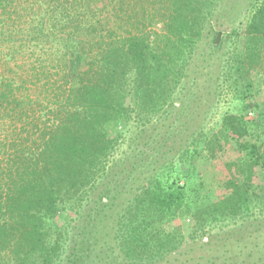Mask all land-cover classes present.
<instances>
[{"label":"trees","instance_id":"1","mask_svg":"<svg viewBox=\"0 0 264 264\" xmlns=\"http://www.w3.org/2000/svg\"><path fill=\"white\" fill-rule=\"evenodd\" d=\"M5 43L0 264H264V0H0Z\"/></svg>","mask_w":264,"mask_h":264},{"label":"rangeland","instance_id":"2","mask_svg":"<svg viewBox=\"0 0 264 264\" xmlns=\"http://www.w3.org/2000/svg\"><path fill=\"white\" fill-rule=\"evenodd\" d=\"M221 38H223V36L221 34H219V38H218L217 42H219L221 40ZM12 45L13 44H11V43L2 44L1 47H0V53L3 54V53H6V52L7 53L10 52L8 50L9 48L14 49V51H18L19 50V47H20L19 44H15L14 46H12ZM23 46H24V44H23ZM22 51L23 52L20 51L21 54H19V55L16 54L15 58H14V61H11L8 65H4L3 66V64H6V63L4 62L5 59H2V62L0 63V73H3V71H4V74L6 76H10L9 75V69H11L14 72H17V74H19L20 77H27L28 74H26V72L30 68V65L32 63L31 61L33 60V58H35L34 56H37L39 54L37 52L38 51L37 49H31V48L26 49V48H23ZM24 53H26V54L24 55ZM31 53L33 54V58L32 59L29 58V55H31ZM15 64H17L18 66H22V69L16 70ZM263 86H264V80H263V83L260 84V86H259V91H260V89H262V91L259 92L258 98L255 99V101H257V102L259 101V99L261 97H264V90H263L264 87ZM31 91H34V88H32ZM32 93L34 94V92H32ZM232 98H233V95H231L230 93H227V92L223 93L220 96L219 105H218V108L216 110V113H215L214 117L206 125V130L208 132H216L217 129L219 128V121H220L221 117L224 114H226V113L233 112V107L231 105ZM248 119H250V120L254 119V113H251V115L249 114L248 115ZM259 120H260V118H259ZM262 120L264 121V117H263ZM231 155H232L231 151L229 149H225L224 148L223 151H221L220 153L217 154L216 159H213V160L207 159L206 161L203 162L201 176H202V178L204 180V184H205V187L207 188V190L215 191L218 188V183H219V181L222 178V173L218 170L219 164L221 163V161L226 160ZM228 231H229V229L227 230L225 228L222 229L221 231L214 230V231L211 232V235H217L218 234V235L223 237L225 235V233L228 232ZM200 239L201 238L198 237V239H197L198 243H199ZM202 242L203 243H207V239L206 238L203 239ZM189 243H191V242H189ZM189 247H191V246H189ZM214 249L215 250L220 249L222 251V249H226V248H224L222 246V244H221V247H220V245L215 246V247L213 246L212 252H211V254H209L210 256H212L214 254ZM206 253L207 252H205V254ZM200 254H202V253H200L199 251H196V254L194 253L190 257L195 256V255H200ZM176 258H177V263L179 261H181V260L182 261L189 260V256L188 255L183 257V258L176 256Z\"/></svg>","mask_w":264,"mask_h":264},{"label":"water","instance_id":"3","mask_svg":"<svg viewBox=\"0 0 264 264\" xmlns=\"http://www.w3.org/2000/svg\"><path fill=\"white\" fill-rule=\"evenodd\" d=\"M218 38H219V35H217V37H216V42L218 41Z\"/></svg>","mask_w":264,"mask_h":264}]
</instances>
